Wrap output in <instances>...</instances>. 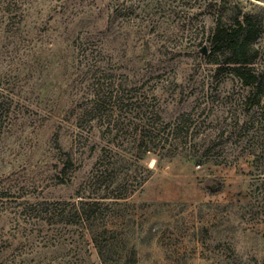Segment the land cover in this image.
Segmentation results:
<instances>
[{"label":"rangeland","instance_id":"374dc122","mask_svg":"<svg viewBox=\"0 0 264 264\" xmlns=\"http://www.w3.org/2000/svg\"><path fill=\"white\" fill-rule=\"evenodd\" d=\"M7 1L0 264H264V89L243 101L205 43L214 4L258 12L264 65V0ZM98 68L121 86L80 120ZM114 175L130 196L108 211L104 262L76 220L41 203L98 199Z\"/></svg>","mask_w":264,"mask_h":264},{"label":"trees","instance_id":"16d2710c","mask_svg":"<svg viewBox=\"0 0 264 264\" xmlns=\"http://www.w3.org/2000/svg\"><path fill=\"white\" fill-rule=\"evenodd\" d=\"M14 3L8 0L5 6L6 10L10 11ZM0 4H2V0H0ZM213 7V26L205 37V43L207 56L212 58V61L209 62L216 64L214 74L219 75L226 72V74L232 75L246 91L243 101L249 104L258 101L264 89V65L258 61L259 42L254 39L255 27L259 21V16L256 14L258 12L242 10L237 5L227 9L216 3ZM102 70V68L97 69V75L93 76L91 87L82 99L85 100V106L82 108L80 120L88 115L93 116L89 117L93 120L95 119L94 116L98 117L106 113L108 111L105 107L106 94L111 92L110 89H113L114 85L121 86L120 82L111 80L108 74ZM103 89L109 91L104 94ZM1 112L2 98H0ZM189 115V113H182L178 117H189ZM154 120L155 117H152V121ZM173 130H177V125L173 126ZM148 138L153 140L151 136ZM143 139L145 138L142 137L141 142L145 147L142 149V154L151 151L147 141ZM70 165L71 158L68 156L64 166L66 168ZM109 182L111 186L113 185L111 194L104 193L99 196L101 199H90V196H86L84 199H79L77 205L66 202H63V205L60 203L56 205L41 203L47 206L44 208L46 214L60 216L63 220L66 218H68L66 220H76L89 235L90 241L96 247L98 256L104 262L105 252L113 247L112 240L108 239V233H112L116 229V227L109 226L115 222L114 220H117L108 211L113 209L115 205L125 204L124 202L130 196V193L126 191L129 179L125 176L114 175ZM140 185H135L131 192L133 193ZM104 199H107L105 203L101 201Z\"/></svg>","mask_w":264,"mask_h":264}]
</instances>
